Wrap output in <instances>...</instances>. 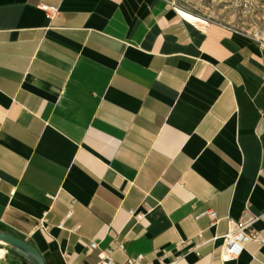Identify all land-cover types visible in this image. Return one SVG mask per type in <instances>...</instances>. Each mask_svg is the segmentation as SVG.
I'll use <instances>...</instances> for the list:
<instances>
[{
    "label": "crops",
    "instance_id": "1",
    "mask_svg": "<svg viewBox=\"0 0 264 264\" xmlns=\"http://www.w3.org/2000/svg\"><path fill=\"white\" fill-rule=\"evenodd\" d=\"M230 218L257 238L223 260ZM0 229L47 264H264V45L173 0H0Z\"/></svg>",
    "mask_w": 264,
    "mask_h": 264
},
{
    "label": "rangeland",
    "instance_id": "2",
    "mask_svg": "<svg viewBox=\"0 0 264 264\" xmlns=\"http://www.w3.org/2000/svg\"><path fill=\"white\" fill-rule=\"evenodd\" d=\"M184 10L249 33L264 45V0H173Z\"/></svg>",
    "mask_w": 264,
    "mask_h": 264
},
{
    "label": "built area",
    "instance_id": "3",
    "mask_svg": "<svg viewBox=\"0 0 264 264\" xmlns=\"http://www.w3.org/2000/svg\"><path fill=\"white\" fill-rule=\"evenodd\" d=\"M173 3L176 4L175 1H173ZM202 214H208L211 217L212 224L216 222L218 219L217 214L213 209L204 210L200 212L198 216ZM134 216L140 219L142 215L138 212L135 213ZM41 218L42 219L40 220V226L46 227V221L48 220V218H46L45 214ZM61 225L62 224L60 223L59 226ZM250 226L251 225L248 220L245 219L235 220L233 218H230L229 229L224 235H222L224 243H223V248L220 252V257H222L223 260H228L230 258L236 257V255H238L241 252L242 248L245 246L246 243H248V241L257 238V231H255ZM204 241L205 240L203 239V237H201V240L197 245L201 244ZM119 243H120L119 245H121L122 247L126 246L125 245L126 240H121L119 241ZM89 246L94 248L97 247L98 245L96 242L91 241L89 243ZM141 257L142 255H138L136 257L130 258L129 260H127L126 263L123 264H153L151 262L143 263ZM165 257H166V253L165 252L161 253L158 256L160 262L156 264H177V260L174 259L167 261L165 260ZM94 264H120V263L116 262L115 259L112 258L111 250L103 249L100 253L98 261L95 262Z\"/></svg>",
    "mask_w": 264,
    "mask_h": 264
},
{
    "label": "water",
    "instance_id": "4",
    "mask_svg": "<svg viewBox=\"0 0 264 264\" xmlns=\"http://www.w3.org/2000/svg\"><path fill=\"white\" fill-rule=\"evenodd\" d=\"M0 241L19 249L35 264H47L38 249L27 239L0 229Z\"/></svg>",
    "mask_w": 264,
    "mask_h": 264
},
{
    "label": "trees",
    "instance_id": "5",
    "mask_svg": "<svg viewBox=\"0 0 264 264\" xmlns=\"http://www.w3.org/2000/svg\"><path fill=\"white\" fill-rule=\"evenodd\" d=\"M34 263V262H33Z\"/></svg>",
    "mask_w": 264,
    "mask_h": 264
}]
</instances>
